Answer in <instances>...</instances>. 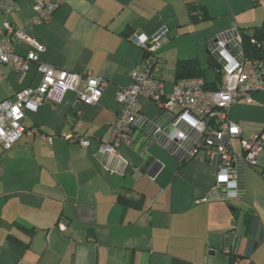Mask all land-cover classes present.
Listing matches in <instances>:
<instances>
[{
  "label": "crops",
  "instance_id": "obj_1",
  "mask_svg": "<svg viewBox=\"0 0 264 264\" xmlns=\"http://www.w3.org/2000/svg\"><path fill=\"white\" fill-rule=\"evenodd\" d=\"M35 0H17L18 10L0 15L15 27L27 24ZM49 1V0H46ZM206 7L192 18L187 3ZM264 0H64L29 34L45 50L40 60L67 71L102 78L99 101L83 105L73 92L61 104H43L26 114L24 124L50 141L25 133L6 151L0 148V264H229L227 253L243 254L246 214L259 218L263 237L250 261L264 264V150L254 167L241 169L240 196L221 200L214 191V165L201 154L179 161L134 131L132 146L117 156L99 153L112 137L120 110L117 91L130 83V70L144 51L129 41L132 33L152 37L163 27L157 77L167 90L178 60L197 58L206 41L228 31L258 25ZM27 52V43L17 47ZM34 65L18 74L0 65V102L35 86ZM141 113L154 118L157 108L141 97ZM229 117L248 138L264 127V91L250 103L239 101ZM84 139L87 143L80 144ZM234 147L240 153L239 142ZM156 163L155 167L152 164ZM60 224L62 226H60ZM33 228L28 236L19 226ZM13 235L27 244L8 242ZM237 258L230 264H247Z\"/></svg>",
  "mask_w": 264,
  "mask_h": 264
},
{
  "label": "built area",
  "instance_id": "obj_2",
  "mask_svg": "<svg viewBox=\"0 0 264 264\" xmlns=\"http://www.w3.org/2000/svg\"><path fill=\"white\" fill-rule=\"evenodd\" d=\"M63 1L35 0L33 15L24 26L0 22V65L8 64L18 74L26 73L34 65L40 76L37 85L21 88L14 93L13 100L0 102L2 151L10 149L25 133L50 141L37 128L27 129L24 124L27 113L45 103L57 107L69 92H73L81 104L92 105L99 101L106 87L102 78L67 71L40 60L39 54L45 47L30 36L29 28L46 22ZM17 10L16 0H0V15ZM167 34L168 29L163 27L152 37L140 32L129 35V41L141 47L144 54L129 72L130 83L116 93L120 110L111 125V141L102 144L99 153L119 157L120 146L133 145L132 133L136 130L147 144L160 145L179 161L201 154L213 162V189L217 197L227 201L238 198L242 192L241 169L257 165L264 150V127L243 138L241 127L229 117V109L239 101L252 102L256 92L264 91V59L246 61L243 58L241 35L233 25L206 41L209 57L215 58L220 65L216 90L206 88L204 77L178 80L167 90L166 84L157 77L162 61L159 50ZM23 42L27 43L26 53L17 50ZM141 97L155 104L157 114L154 118L141 113ZM236 139L240 153L234 147ZM79 143L87 142L81 139ZM155 166L156 163L152 164Z\"/></svg>",
  "mask_w": 264,
  "mask_h": 264
},
{
  "label": "trees",
  "instance_id": "obj_3",
  "mask_svg": "<svg viewBox=\"0 0 264 264\" xmlns=\"http://www.w3.org/2000/svg\"><path fill=\"white\" fill-rule=\"evenodd\" d=\"M187 10L193 19L198 17L199 15H201L202 18L208 16L206 7H204L202 4L189 2L187 3ZM237 28L241 35V50H242L243 58L246 61L263 60L264 59V19L258 25H253L244 28H240L237 26ZM195 77H204V68L200 65L197 58L181 59L177 61L174 69V78H175L174 82L181 79L195 78ZM216 80H217L216 82L217 84L207 85L206 88L209 90L217 89L218 83L220 82V73L217 74ZM184 161L186 160H182L181 162ZM244 225H245V236L247 240L243 248V254L238 255L237 248L236 247L232 248L229 251V253H227L229 264L232 263L238 257L242 259H248L247 264H253L249 258L253 253L257 243L262 239L263 230L259 229V218L255 215L246 214L244 219ZM19 228L22 231H24L28 236L34 234L33 228H25V226L23 225H20ZM7 240L15 247L22 249L27 247V244L25 242L16 238L13 235H8ZM171 264H191V263L182 259L173 258L171 260Z\"/></svg>",
  "mask_w": 264,
  "mask_h": 264
},
{
  "label": "water",
  "instance_id": "obj_4",
  "mask_svg": "<svg viewBox=\"0 0 264 264\" xmlns=\"http://www.w3.org/2000/svg\"><path fill=\"white\" fill-rule=\"evenodd\" d=\"M219 69L220 65L218 61L215 58L208 56L207 67L204 68V78L207 85H214L216 83Z\"/></svg>",
  "mask_w": 264,
  "mask_h": 264
},
{
  "label": "rangeland",
  "instance_id": "obj_5",
  "mask_svg": "<svg viewBox=\"0 0 264 264\" xmlns=\"http://www.w3.org/2000/svg\"><path fill=\"white\" fill-rule=\"evenodd\" d=\"M201 56H202L201 57V62H202V64H205L206 63V58H207L205 49L202 50Z\"/></svg>",
  "mask_w": 264,
  "mask_h": 264
}]
</instances>
